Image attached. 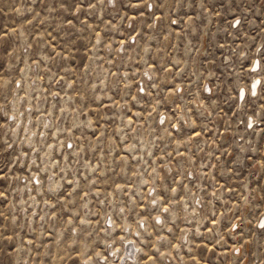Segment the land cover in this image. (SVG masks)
<instances>
[{
    "label": "rangeland",
    "instance_id": "obj_1",
    "mask_svg": "<svg viewBox=\"0 0 264 264\" xmlns=\"http://www.w3.org/2000/svg\"><path fill=\"white\" fill-rule=\"evenodd\" d=\"M262 225L264 0H0V264H264Z\"/></svg>",
    "mask_w": 264,
    "mask_h": 264
},
{
    "label": "bare ground",
    "instance_id": "obj_2",
    "mask_svg": "<svg viewBox=\"0 0 264 264\" xmlns=\"http://www.w3.org/2000/svg\"><path fill=\"white\" fill-rule=\"evenodd\" d=\"M255 66L257 67V63L255 64ZM258 82H259V78H253V82H252V91L253 92H256V88H257V85H258ZM244 96V91H241L240 93V97H243ZM11 129V128H10ZM33 133V132H32ZM30 134V133H29ZM153 203V202H152ZM161 220V219H160Z\"/></svg>",
    "mask_w": 264,
    "mask_h": 264
},
{
    "label": "snow or ice",
    "instance_id": "obj_3",
    "mask_svg": "<svg viewBox=\"0 0 264 264\" xmlns=\"http://www.w3.org/2000/svg\"><path fill=\"white\" fill-rule=\"evenodd\" d=\"M262 227H264V225H262Z\"/></svg>",
    "mask_w": 264,
    "mask_h": 264
}]
</instances>
